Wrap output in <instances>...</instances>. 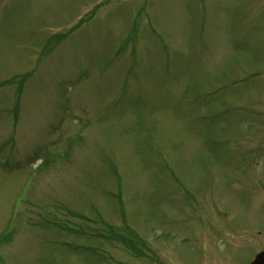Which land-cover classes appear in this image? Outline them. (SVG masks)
I'll return each mask as SVG.
<instances>
[{
    "label": "rangeland",
    "instance_id": "374dc122",
    "mask_svg": "<svg viewBox=\"0 0 264 264\" xmlns=\"http://www.w3.org/2000/svg\"><path fill=\"white\" fill-rule=\"evenodd\" d=\"M262 250L264 0H0V264Z\"/></svg>",
    "mask_w": 264,
    "mask_h": 264
},
{
    "label": "water",
    "instance_id": "95a60500",
    "mask_svg": "<svg viewBox=\"0 0 264 264\" xmlns=\"http://www.w3.org/2000/svg\"><path fill=\"white\" fill-rule=\"evenodd\" d=\"M249 264H264V251L257 254Z\"/></svg>",
    "mask_w": 264,
    "mask_h": 264
}]
</instances>
